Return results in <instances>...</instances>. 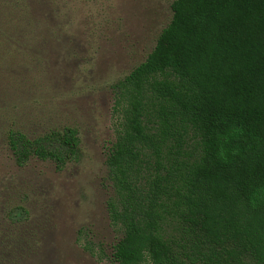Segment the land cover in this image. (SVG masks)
Returning <instances> with one entry per match:
<instances>
[{
  "label": "trees",
  "instance_id": "trees-1",
  "mask_svg": "<svg viewBox=\"0 0 264 264\" xmlns=\"http://www.w3.org/2000/svg\"><path fill=\"white\" fill-rule=\"evenodd\" d=\"M171 11L151 51L112 84L106 205L121 236L109 260L264 264V0H173ZM24 13L0 20V116L1 84L14 82L9 49L47 50L39 23L35 39L14 36ZM14 124L0 139L12 163L61 169L77 158L76 128L29 136ZM2 192L0 264H23L39 236Z\"/></svg>",
  "mask_w": 264,
  "mask_h": 264
},
{
  "label": "rangeland",
  "instance_id": "rangeland-1",
  "mask_svg": "<svg viewBox=\"0 0 264 264\" xmlns=\"http://www.w3.org/2000/svg\"><path fill=\"white\" fill-rule=\"evenodd\" d=\"M172 1L0 0V12L15 13V21L27 12L23 33L14 30V36L35 39L39 23L47 46L45 53L33 48L36 58L27 48L9 49L16 61L4 74L14 82L1 84L7 102L0 139L10 120L29 136L71 126L79 138L77 158L61 169L37 158L18 166L0 140L2 199L22 205L25 224L39 236L23 264H114L108 256L121 233L108 217L105 162L114 139L112 84L151 51L171 18Z\"/></svg>",
  "mask_w": 264,
  "mask_h": 264
}]
</instances>
